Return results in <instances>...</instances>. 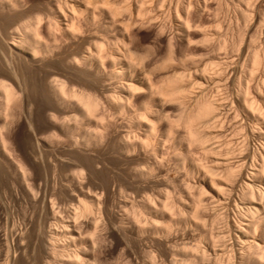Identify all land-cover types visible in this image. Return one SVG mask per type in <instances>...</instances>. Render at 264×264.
Instances as JSON below:
<instances>
[{
  "label": "bare ground",
  "instance_id": "bare-ground-1",
  "mask_svg": "<svg viewBox=\"0 0 264 264\" xmlns=\"http://www.w3.org/2000/svg\"><path fill=\"white\" fill-rule=\"evenodd\" d=\"M0 35V162L26 200L0 179L1 264H264V0H47Z\"/></svg>",
  "mask_w": 264,
  "mask_h": 264
},
{
  "label": "rangeland",
  "instance_id": "rangeland-1",
  "mask_svg": "<svg viewBox=\"0 0 264 264\" xmlns=\"http://www.w3.org/2000/svg\"><path fill=\"white\" fill-rule=\"evenodd\" d=\"M47 10V0H36V2L35 3H33V4H31L29 7L27 6V7H25V9H22L21 11H18V12H10V13H8V12H3V13H1L0 12V30H3V31H5V32H10V31H12V29H14L15 27H18L20 24H22L23 22H25L26 20H28V18H30V17H33L34 16V14L36 13V12H38V11H46ZM230 13V14H229ZM228 14L229 15H224V17L223 18H225L224 20L226 21V22H228V23H230V22H234V19L233 18H231V16L232 17H234L233 16V13H232V11H230ZM211 15V14H210ZM210 17H212V16H210ZM230 18L232 19V21H230ZM230 21V22H229ZM2 37V35H0V38ZM138 40H140V41H138V43H140V45H141V47H147V46H151L152 44H153V36H152V34H151V32H147V31H143L142 33H141V35H140V37H139V39ZM166 43H165V39L163 40V43H162V47H161V49L164 51V48L166 49V46L164 47V45H165ZM69 47H70V50H74L75 49V45H73V44H67ZM199 46H203V44H198ZM204 46H206V45H204ZM220 51V53L219 54H224L225 52H223L224 50H219ZM218 51V52H219ZM234 52H236V51H234ZM233 52V55H235L236 53H234ZM222 54V55H223ZM34 69V67H33V65H30V64H27V63H25V62H22V64H21V66H20V73H21V76L24 78V79H26L27 80V82H29V81H31L32 80V78H33V70ZM74 70H76V71H80L81 69H69V70H66V72H65V74L67 75V76H69V73H70V71H74ZM44 72L46 71V72H53L54 70H52V69H44L43 70ZM41 77L43 76L42 74H39ZM0 79H2V80H8V76L6 75V74H4V73H2L1 75H0ZM31 96V99L34 101V103H35V99L36 100H38V95H30ZM46 104V102H43V105H45ZM43 112L45 113L46 112V109H43ZM40 128H41V130L45 133V134H51L52 133V128L47 124V123H45V122H42L41 123V125H40ZM29 132L28 131H23V136H25L26 134H28ZM250 141V148H257L258 147V145H257V142L256 141H252V140H249ZM30 142H32V140L30 141ZM255 142V143H254ZM256 144V145H255ZM253 148V149H254ZM23 152H25V155H27V156H29V158L31 159V160H33L32 159V157L28 154V152H26L25 150H24V148H23ZM67 153V150H66V148H63V147H58L57 149H56V151H55V155H57V156H62V155H64V154H66ZM109 160H111L113 163H114V165L112 166V170L114 171V172H117L119 169H121V170H124L125 168H126V164H125V162L120 158V157H118V156H116V155H112V156H108L107 157ZM38 162H39V160H38ZM168 164H166V168L169 170V173L171 174V175H173V176H177V177H179V176H181V174L183 173V170L182 169H178V168H176L175 167V165H174V163L172 162V161H168L167 162ZM173 163V164H172ZM35 164H37V163H35ZM174 168V169H173ZM176 168V169H175ZM181 172V173H180ZM180 173V174H179ZM0 179H3V181L5 182V184L7 185V187L9 188V189H11V191L15 194V196L17 195L18 197H19V199L21 200V203H22V206L20 207V206H18L16 209H18V210H22V209H24L25 208V206H26V200H23L22 198H21V189H20V186H19V183H18V181L16 180V178H14L13 176H12V174L10 173V172H8L7 170H6V168L3 166V164L0 162ZM109 205H108V211H109V213H114V208H113V204H114V197L113 196H110L109 198ZM4 203L5 204H7V206H9V208L10 209H12V205L10 204V201L8 200V199H6V200H4ZM230 212V211H229ZM228 212V214H230V216L228 215V218L227 219H229L228 221H231V220H233L234 219V217H235V214H234V212L231 210V212L229 213ZM233 213V214H232ZM2 213L0 212V217L2 218H4V216L3 215H1ZM234 215V216H233ZM231 218V219H230ZM233 218V219H232ZM2 225L0 224V230H4V227L2 226ZM219 226H221V227H223V224H221V225H219ZM219 226H217V229H218V227ZM220 227V228H221ZM3 228V229H2ZM11 229V228H10ZM218 231V230H217ZM2 232V231H1ZM0 232V233H1ZM184 234V231H179L178 232V234H179V236H182L181 234ZM121 233L119 232V234H118V236L119 237H121V235H120ZM230 237V238H229ZM230 239H232V236H231V234L228 236V240H227V243H228V245L229 244H231L232 242H230L231 240ZM229 241V242H228ZM233 241V240H232ZM0 243H1V245H0V250H3V252L2 251H0V252H2V254L0 255V256H2V255H5V251H6V247L4 246V243L3 242H1L0 241ZM3 243V244H2ZM2 246H4V247H2ZM143 246L144 245H142V243H137L136 244V246H135V248H133V247H131L130 248V251L131 252H134V251H140V249L141 248H143ZM111 247L113 248V247H115V244H112L111 245ZM5 248V249H4ZM121 249V247H119L117 250H116V252H115V257H114V259L116 260V258L118 259V257H120V255H122L123 253V251H121L120 250ZM5 250V251H4ZM17 256V257H16ZM20 256V253H17V255H15V258L14 259H18V257ZM122 257V256H121ZM2 263V261H0V264Z\"/></svg>",
  "mask_w": 264,
  "mask_h": 264
}]
</instances>
